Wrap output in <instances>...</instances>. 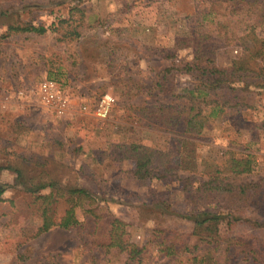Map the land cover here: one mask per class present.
Wrapping results in <instances>:
<instances>
[{"label":"rangeland","instance_id":"rangeland-1","mask_svg":"<svg viewBox=\"0 0 264 264\" xmlns=\"http://www.w3.org/2000/svg\"><path fill=\"white\" fill-rule=\"evenodd\" d=\"M213 1L22 0L0 5V33L6 22L2 10L12 12L14 19L19 14L21 20L46 26H53L60 18H71L81 30L79 36L64 40L58 38L62 28L0 40V144H6L7 151L0 150V164L14 163L12 152L47 160L45 168L62 186L85 187L93 192L98 204H105L128 223L131 240L139 245L148 240L151 228L156 226L188 232L192 222L186 215L192 213L191 201L180 190V181L164 184L152 178L148 184H141L131 173L134 161L123 159L122 149L117 151L113 142L139 140L166 149L174 160L179 159L177 143L184 130V114L176 113L175 124L169 125L158 114L146 118L142 106L173 103L152 86L157 73L166 66L179 69L174 75L175 88L195 82L192 71L184 69L194 58L192 48H174V43L192 24L201 27L197 24L204 20L202 10L211 5L217 12L225 11L227 1ZM218 22L213 23L210 35L219 40L220 34L214 35L221 31ZM241 51L239 44L222 47L217 64L242 68ZM50 73L58 78L70 100L69 110L63 115L39 99V85ZM250 92L252 97L254 92ZM105 93H110L115 102L108 118L100 120L93 108ZM254 98L253 108L242 109V127L230 121V116L235 120L238 109L231 115L229 109L227 116L213 119L194 145L199 161L203 156L221 158L228 148L239 155L254 153V171L240 176L238 182L264 177V127H257L264 118V90ZM41 155L50 159L38 157ZM34 162L22 165L37 174ZM189 172L181 170L179 174L185 177ZM0 181L11 185L0 201V264H40L49 255L60 264H92L94 259L98 264H125V252L106 253L86 245L82 233L75 229L52 225L41 231L45 205L39 195L48 194L49 188L26 191L11 169L0 173ZM155 194L169 197L168 210L150 207ZM76 202V215L82 220L89 199ZM69 206L65 199H52L48 214L57 222ZM250 210L233 211L235 216L231 218L239 219L228 233L264 239V199ZM167 260L155 245L150 247L145 264H167Z\"/></svg>","mask_w":264,"mask_h":264},{"label":"trees","instance_id":"trees-1","mask_svg":"<svg viewBox=\"0 0 264 264\" xmlns=\"http://www.w3.org/2000/svg\"><path fill=\"white\" fill-rule=\"evenodd\" d=\"M10 1L22 0H0V5ZM225 1L228 2L225 11L217 12L210 5L202 10L204 20L198 22L197 25H201L199 29L191 23V29L186 34L176 37L174 48L191 47L193 50L194 58L184 69L192 71L195 82L175 88L174 75L179 69L174 65L166 66L157 73L152 86L154 91L173 103L142 106L146 118L150 115L158 117V114L169 125L175 124L176 113L184 114V130L177 143L179 159L174 160L166 149L139 140L113 142L117 151L122 149L123 159L134 161L135 167L131 173L141 184H148L152 178L160 179L164 184L180 181V190L191 201L192 213L186 215L192 222L191 229L187 232L156 226L151 228L148 240L139 245L131 240L128 223L108 210L105 204H98V197H94L93 192L85 187L62 186L50 169L45 168L47 160L12 152L16 157L14 163L0 164V173L4 169L13 170L19 186L29 192L50 189L48 194L39 195L45 205L41 231L48 230L52 225L75 229L82 233L86 245L101 248L106 253L125 252V264H145L150 247L155 245L168 258L167 264H237L243 260L249 261V264H264V239L259 235L255 239L245 235L235 237L228 233L239 219L231 218L235 216L233 211H251L252 205L264 199V177L254 182L237 181L243 174L254 171L255 154L242 152L239 155L228 148L221 158L203 156L200 161L194 154L196 139L211 126L213 119L227 116L229 109L231 115L236 108L240 115L235 120L230 116V121L235 127H242L239 121L243 116V107L253 108L254 94L264 90V3L261 0ZM1 13L6 22L0 40L26 33L44 34L49 29L59 31L61 28L62 32L58 36L60 40L81 34L79 24L72 23L71 18H60L53 26H46L21 20L19 14L14 19L9 10H2ZM216 21L221 26V31L214 34H220L219 40L210 35V28L214 30L213 23ZM238 44L242 47V68L235 64H217L222 47ZM48 78L59 82L52 73ZM250 88L259 90L254 92ZM250 91L254 92L252 97ZM260 126L264 127V118L257 122V127ZM0 150L7 152L6 144H0ZM38 157L50 159L47 155ZM33 161V171H37V174L28 172L23 166ZM181 170L190 172L182 177L179 174ZM10 186L0 181V201L4 200L3 195ZM82 198L89 199V202L85 206L84 218L80 220L75 208L79 205L76 200ZM52 199H65L70 205L57 222L48 214ZM169 204L168 196L155 194L150 207L166 211ZM40 264L60 262L55 256L49 255ZM92 264L98 262L94 259Z\"/></svg>","mask_w":264,"mask_h":264},{"label":"built area","instance_id":"built-area-1","mask_svg":"<svg viewBox=\"0 0 264 264\" xmlns=\"http://www.w3.org/2000/svg\"><path fill=\"white\" fill-rule=\"evenodd\" d=\"M39 99L47 107L51 108L58 115H63L69 110L70 100L65 94L61 84L54 80L45 78L39 85ZM115 102L114 97L110 93H105L95 102L93 111L97 118L105 120L111 113V109ZM87 108L86 105L83 106Z\"/></svg>","mask_w":264,"mask_h":264}]
</instances>
